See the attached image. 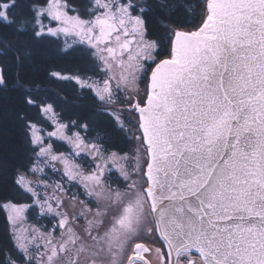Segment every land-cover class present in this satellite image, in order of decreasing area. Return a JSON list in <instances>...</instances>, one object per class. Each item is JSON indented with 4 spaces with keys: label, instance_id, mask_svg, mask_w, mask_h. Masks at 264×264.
Wrapping results in <instances>:
<instances>
[{
    "label": "snow or ice",
    "instance_id": "snow-or-ice-1",
    "mask_svg": "<svg viewBox=\"0 0 264 264\" xmlns=\"http://www.w3.org/2000/svg\"><path fill=\"white\" fill-rule=\"evenodd\" d=\"M49 38L82 55L47 78L73 81L91 117L65 121L26 77ZM9 90L41 122L20 116L31 156L0 202V264H264V0H0Z\"/></svg>",
    "mask_w": 264,
    "mask_h": 264
},
{
    "label": "trees",
    "instance_id": "trees-1",
    "mask_svg": "<svg viewBox=\"0 0 264 264\" xmlns=\"http://www.w3.org/2000/svg\"><path fill=\"white\" fill-rule=\"evenodd\" d=\"M182 15V13H177ZM58 45L54 38L37 42L38 52L36 70H30L26 77L33 81L42 90L41 94L61 99L58 100V111H63L64 119H76L77 115L91 117L95 101L87 95H82L78 86L73 81H57L47 78L50 71H61L66 75L74 74L78 69L83 71L85 61L79 52H68L67 54L58 51ZM90 74V73H89ZM11 88V81L9 82ZM26 115L34 122H41L37 110L23 103L20 92L9 90L0 92V202L12 199H20V193L13 184V176L18 168L29 164L31 156V145L25 127V121L20 116ZM100 127L104 126L105 120L97 117ZM46 130L50 125L45 124ZM76 130V129H75ZM100 130V128H97ZM107 131L110 134V145L113 150L127 149L129 142L124 133L113 132L111 128ZM56 146L64 149V142H55ZM35 222V221H34ZM11 232L6 218V213L0 209V249L12 248Z\"/></svg>",
    "mask_w": 264,
    "mask_h": 264
},
{
    "label": "rangeland",
    "instance_id": "rangeland-1",
    "mask_svg": "<svg viewBox=\"0 0 264 264\" xmlns=\"http://www.w3.org/2000/svg\"><path fill=\"white\" fill-rule=\"evenodd\" d=\"M51 130H53L52 126H50V130H47V131H51ZM73 130L75 131V129H73ZM57 141L60 142V143L63 142V141L56 140L55 138H52V142L54 143V145H56L55 142H57ZM64 145L67 146V147H65L64 149H61V151L71 152V147L69 145H67L65 142H64ZM129 147H130V145H128V148ZM77 159H79V158H77ZM58 167H59V165H58ZM60 177H61V173L60 172H53L51 170V168H45V176H44V178H46L49 181V183H53L54 181L60 179ZM65 187H70V185H68V183L65 182ZM72 191L73 192L77 191V188H72ZM80 191H82V189H80ZM81 198H83V197H81ZM6 218H7V213H6ZM50 219H51V217H47V218H43L42 217L39 220V224L44 225L45 227H50V225H49V220ZM82 222L83 221H81V223ZM8 224H9V222H8ZM9 228H10V232H11L10 224H9Z\"/></svg>",
    "mask_w": 264,
    "mask_h": 264
}]
</instances>
